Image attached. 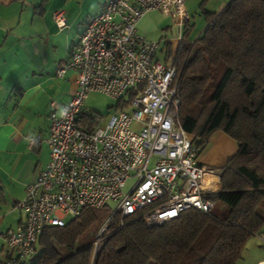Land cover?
Returning <instances> with one entry per match:
<instances>
[{"label":"built area","instance_id":"obj_1","mask_svg":"<svg viewBox=\"0 0 264 264\" xmlns=\"http://www.w3.org/2000/svg\"><path fill=\"white\" fill-rule=\"evenodd\" d=\"M53 18L60 30L68 27L64 11L57 10ZM143 18L161 29L178 28L180 43L192 19L187 0H107L59 69L61 78L69 70L77 72L78 89L60 114H50L51 159L18 205L25 221L3 234L8 264L31 259L46 229L65 227L69 217L75 220L85 209L114 204L110 218L120 214L148 228L187 210L209 215L214 209L207 196L222 188L221 176L199 160L180 120L182 73L175 60L164 64L158 59L161 42L140 32ZM95 95L130 100L105 128L90 133L80 123ZM38 140L29 139L27 145ZM131 177L136 182L125 193ZM109 221L99 232L96 251L107 237Z\"/></svg>","mask_w":264,"mask_h":264},{"label":"trees","instance_id":"obj_2","mask_svg":"<svg viewBox=\"0 0 264 264\" xmlns=\"http://www.w3.org/2000/svg\"><path fill=\"white\" fill-rule=\"evenodd\" d=\"M206 14L196 39L184 33L175 65L182 73L180 120L199 153L217 131L238 143L219 173L222 188L207 196L212 212L187 210L148 228L120 214L110 218L112 204L85 209L65 227L46 229L36 254L17 264H238L249 239L264 231V0H232ZM97 125L95 115L83 113L81 129L92 133Z\"/></svg>","mask_w":264,"mask_h":264},{"label":"crops","instance_id":"obj_3","mask_svg":"<svg viewBox=\"0 0 264 264\" xmlns=\"http://www.w3.org/2000/svg\"><path fill=\"white\" fill-rule=\"evenodd\" d=\"M231 1L187 0V9L191 17L203 11L215 14L222 12ZM35 8V0H0L1 262L8 261V248L3 234L16 229L25 221V214L18 205L25 198L27 188L38 181L51 159V149L48 155L45 147L50 135V114L53 111L60 114L78 89V74L75 70H69L63 78L58 77V71L70 60L81 35L77 42L69 40L71 45L66 48L69 49L68 53L64 51L52 57L47 53L49 43L42 38L48 35L40 31L43 25ZM46 28L58 30L57 35H63L67 30H60L54 18ZM157 28L149 18H143L139 23V30L147 39V34ZM40 40L42 43H39ZM171 54L176 56L177 51ZM52 67L57 73L56 77L48 73ZM35 138L39 140L29 147L27 141ZM221 138L233 147L227 136L221 135ZM237 152L238 146L228 161ZM199 160L204 165H212L207 157ZM226 161L219 164L221 168L226 165Z\"/></svg>","mask_w":264,"mask_h":264},{"label":"rangeland","instance_id":"obj_4","mask_svg":"<svg viewBox=\"0 0 264 264\" xmlns=\"http://www.w3.org/2000/svg\"><path fill=\"white\" fill-rule=\"evenodd\" d=\"M37 11L36 15L40 20L41 25L40 31L47 33L48 36H42L43 40L49 43L47 53L53 57L55 54L61 52L68 53L69 49L66 50L71 45V42H77L80 35L84 32L87 25L97 17L101 11L105 0H35ZM56 10H62L66 13V17L69 21V27L63 35H57L58 30H47V26L52 23L53 13ZM191 15V14H190ZM191 23H188L185 27L186 34L187 31L190 32L191 39H196L204 30L207 25V14L205 11L197 14H193ZM149 40L160 41L161 49L158 52V59L164 64L174 63V55L170 54V50L177 51L179 46L180 30L178 28L171 29H161L157 28L152 31V33L147 34ZM69 40H71L69 44ZM39 43H42L40 40ZM73 47V46H71ZM70 48V47H69ZM56 50V51H55ZM66 65V64H65ZM64 65V66H65ZM53 67L48 71L51 76L57 75L53 70ZM72 75V73H71ZM78 78V77H77ZM57 79V78H56ZM86 112L88 115H95L97 117L98 125L97 128H105L112 116L118 113V102L113 101L102 95H95L89 100L87 104ZM135 129H139V127ZM221 135L227 136L233 143V147L221 138ZM238 143L235 139L224 133L223 131L215 132L209 141L206 149L200 154L201 157H207L212 165L209 167L217 169L218 173L221 171V166L219 164H224L225 161L228 162V158L234 155L237 150ZM46 153L50 155V148L48 144H45ZM227 164V163H226ZM136 179L131 177L125 184L124 191L128 193L134 186ZM114 206V204H112ZM223 207V205L221 204ZM67 221H71L69 217ZM264 232V231H263ZM252 236L243 251L242 260L238 264H259L260 261L264 260V244L262 237L264 233ZM97 235L96 239L98 238Z\"/></svg>","mask_w":264,"mask_h":264}]
</instances>
